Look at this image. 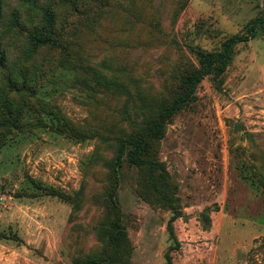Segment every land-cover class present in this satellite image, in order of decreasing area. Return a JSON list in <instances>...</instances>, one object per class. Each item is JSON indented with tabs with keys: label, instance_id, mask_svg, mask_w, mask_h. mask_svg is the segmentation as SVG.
<instances>
[{
	"label": "rangeland",
	"instance_id": "obj_1",
	"mask_svg": "<svg viewBox=\"0 0 264 264\" xmlns=\"http://www.w3.org/2000/svg\"><path fill=\"white\" fill-rule=\"evenodd\" d=\"M20 1L0 0V48L35 80L6 87L13 106L0 108V264L95 259L115 224L114 264H167L168 254L174 264H264V30L234 46L225 72L202 80L158 140L173 210L118 158L128 122L143 117L139 89L140 108L169 101L200 54L264 19V0H75L57 8L60 45L25 63L27 24L6 32ZM89 66L131 77L130 94L98 88Z\"/></svg>",
	"mask_w": 264,
	"mask_h": 264
},
{
	"label": "trees",
	"instance_id": "obj_2",
	"mask_svg": "<svg viewBox=\"0 0 264 264\" xmlns=\"http://www.w3.org/2000/svg\"><path fill=\"white\" fill-rule=\"evenodd\" d=\"M75 4V0H45L43 3L40 0H21L20 7L13 12V20L8 26L6 32H12L13 27H18V33L22 34L25 29L27 35L25 36L23 45V63L31 61L33 55L41 48L59 46L61 36L65 34L63 25L59 22L57 17L58 6H70ZM30 26V27H29ZM264 30V19L258 18L253 20L246 29V34L238 35L228 39L222 46L219 52H210L200 54L199 68L185 74L180 81L178 92L171 96L169 101H154L146 108H140L143 103L142 92L137 93L140 97L139 105L137 106L138 116L140 118V111L143 115L141 121H129V132L122 137L120 141L121 151L118 158H122L127 165L139 169L143 174V179L147 182V187L150 189L160 201L166 202L170 207H174L173 199H171L169 176L163 169V165L155 159L153 150L157 146V142L165 133L166 127L171 119L193 98L197 86L202 80L215 74L220 77L226 70L229 63L230 56L233 52L234 46L248 42L254 38L256 32ZM62 41V40H61ZM59 44V45H58ZM6 51L0 48V71L4 72L5 86L0 88V108L3 106L10 108L13 103L6 99V87L12 91L23 92L26 83L32 84L35 80V73L29 75L25 68L9 63L6 56ZM86 76L93 78V83L103 91L109 94L123 93L130 94L127 84L133 83L131 77H127L130 83H124L117 77H108L101 70L94 67H86ZM91 72V73H89ZM29 86V85H28ZM6 88V89H5ZM122 114L124 115L123 111ZM2 114L0 113V118ZM127 121L128 118L124 117ZM56 122L63 123L60 119H54ZM63 120V119H62ZM122 148L125 150L122 153ZM260 157L264 159V154ZM264 168V165H263ZM114 173V180L116 179V169L111 168ZM258 173V180L261 178ZM116 183L113 182V185ZM113 185L111 189L113 188ZM263 189L264 198V182H260ZM112 200L109 199V203ZM173 221V220H172ZM169 222L168 228L171 236L173 230ZM115 223V222H113ZM118 233L115 231L110 233V243L105 246V252L101 253L100 257L95 259H87L76 262L75 264H114L115 257L113 253H118L123 245L122 236L123 229L120 230L118 224H115ZM174 237V236H173ZM104 251V250H103ZM167 264H174L169 254L166 256Z\"/></svg>",
	"mask_w": 264,
	"mask_h": 264
}]
</instances>
